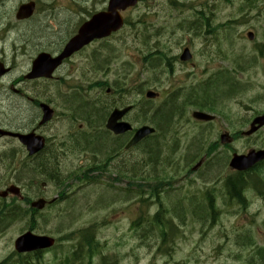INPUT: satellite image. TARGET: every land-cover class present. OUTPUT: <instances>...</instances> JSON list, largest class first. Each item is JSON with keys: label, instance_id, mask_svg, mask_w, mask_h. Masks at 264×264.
<instances>
[{"label": "rangeland", "instance_id": "1", "mask_svg": "<svg viewBox=\"0 0 264 264\" xmlns=\"http://www.w3.org/2000/svg\"><path fill=\"white\" fill-rule=\"evenodd\" d=\"M24 1L26 0H13L12 3H8L5 6L0 5V28L12 22L10 18L11 10L19 2ZM34 1L39 3L37 21L32 24L25 22L19 32L16 33L13 30L6 37L13 41L15 36L18 37V35L23 33V37H28H25L27 40L39 42V44L34 42L31 45L32 47L27 45L30 49L26 50L24 56H20L24 58V62L26 61V67L30 66L29 57L36 50L68 36L80 25V19L83 20L87 16L85 13L86 9L96 10L102 7L107 0ZM179 1L184 3L191 0ZM194 1L199 3V0ZM237 3V0L227 4L220 0H213V4L216 5L214 24L224 21L228 13L232 14L234 8L237 7ZM180 6L184 7L183 5ZM79 8L81 14L78 11ZM136 8L124 14V19L127 22L117 36L107 42H95L84 54L75 57L76 61L79 62L77 66L63 69L60 75L68 73L73 76L78 72L79 79L75 81L83 80L81 73L82 62L85 57L89 63L88 67L92 68V54L97 56L98 61L102 60L106 55L111 56L112 59L110 61H115L116 69L120 72L129 70L131 63L137 59L139 63L138 66L134 67L133 72L137 73L138 68L141 70V63L145 62L143 58H145L146 53L154 52L155 49L159 48L167 56L169 47H171V53H174L178 49L176 44L178 41L174 39L182 36H179L176 32H170V30L176 22L178 23V18H176L177 20L167 18L163 12L175 16L180 14L173 10L169 11L165 7L158 10L154 0H146ZM152 10L155 11V14L151 13ZM4 11L7 13L5 12L4 14ZM182 11H186V9H182ZM63 15L67 16L65 19L70 18V20L62 21ZM13 19L15 18L13 17ZM129 21H133L135 26ZM237 28L236 30V26L233 27L236 30L235 32L241 29L240 27ZM216 29L218 30V28ZM2 32L3 29L0 30V33ZM221 32L224 33L221 30L217 34L216 48L219 47L225 50V38L228 35L224 33L225 37H219V35H222ZM240 32L235 35L234 33L232 34L234 36L232 38L233 49L235 50L234 52L243 54L244 57L246 56L248 60L254 56V53H249V49L245 48L247 44H245L244 40L238 39ZM19 40L23 45L22 39ZM103 47L108 51L104 52L102 50ZM18 48L20 49V46ZM6 50H10V48ZM155 57L153 56V58ZM254 59V64L250 65L246 61L245 65L240 66L242 70L235 71L237 81L243 86V89L237 90L235 88V90H230L226 86L225 77L221 76L227 71L220 70L217 73L218 77L214 79L218 81L210 85L212 87L218 84L217 86L219 87L211 88V91L204 94L202 98L196 99L198 102H206L213 105L214 111L223 112V115H226V119L220 118V120H215L214 123L196 124V122L184 123L183 118L180 122L174 123L180 119L181 108L180 111L172 113V121L170 120L172 124H170L171 122L166 125L161 124L165 132L160 131V129L162 130L160 125H153L160 131L156 138L150 137L148 141L146 140L142 144L128 150H124L123 146L117 149V152L119 151L125 158L129 156L131 166L126 165V169L123 164L116 162V152L108 153V148L114 144L118 145L117 141L119 140L115 138L114 140L111 134L107 133V129H101L97 135L101 136L103 134L108 140L102 139L98 141L95 136H89V134L95 133L94 129H91V125L95 128L98 127L100 124L99 119H96L91 125L87 124L89 131L50 134L54 130H77L81 120L85 121L89 115L94 116L93 113L95 111V116L101 118V113L100 115L98 113L102 110V106H87L78 97L64 100L65 94L69 92L65 82H45L43 87L38 82L29 81L27 92L30 100L34 94L47 98L51 103L59 102L62 99L63 104L71 103L75 107L73 108L69 104L70 108L66 107V109L72 113L77 111V119H80L70 122L57 112L50 124L39 128L36 117L38 113L40 114V111L33 106V99L30 101L29 107H26L21 100L19 101L15 95L11 94L9 85L11 80L6 81L5 85L0 83V125L4 126L3 128L10 129L9 127H13L14 129L27 124L26 128L28 130L37 127L35 132L38 134H45L51 138L56 136L58 141L65 138L70 142V146L66 147L67 153H69L70 149L81 146L85 154H82V156L78 155V159L73 161L68 159L59 164L64 167L63 173L65 174L68 171L79 176L92 171L87 177H82L80 182L74 181L76 185H74L73 191L69 192L68 197L65 198V202L62 199H57L58 201H56L55 205L42 211H35L33 216H31L32 214H25L21 217L16 216V218H19L17 220L13 219L8 223L4 222V225L0 226V261L13 255L14 239L31 224H33L32 228H35L34 230L37 233L50 234L57 238L59 237L58 235L63 236L64 233H68L66 238L69 242L58 240L61 248L44 254L41 259L44 264H233L228 253L238 254V251H240L236 243L239 240L238 237H242L246 244V240L253 239L259 246L264 247V200L249 188L245 193L248 201L247 206L244 202L243 205H240L229 199L227 201L230 203L222 201L223 196L224 198L227 197L225 196L226 190L222 191L223 183L229 174L234 173L228 167L231 155L234 152L246 153L250 148L264 147V128L261 132L252 136L240 135V132L248 129L249 122L254 118L248 117V113H250L248 110L252 109L248 103L255 100L253 106L256 109H262L264 106L263 92L259 96L260 98L251 99L252 94H258L259 90L255 89L252 93L245 86V82L250 85H255V83L259 82L262 87L264 85V82H262L264 75L261 72V67L264 65V57H254ZM225 61L212 60L207 55L197 56L193 63L182 70L180 69L177 74H175L177 71L171 69L173 67L171 65L170 67L167 66L169 67L168 71L161 73L157 78L158 71H162L160 67H157L153 72L140 73L137 80L140 83L148 82L149 84L146 86L153 89L170 92L173 88L172 85L183 84L190 79L200 77L207 71L211 75L213 74L211 72H215L219 67H227ZM202 69H206V71L203 73ZM95 80H99V77L94 78ZM69 83L73 85L71 81ZM38 85H40L43 94L32 89V86ZM154 85L156 87H153ZM225 90L228 93H224ZM88 93L98 94L97 88L93 87ZM125 94L123 97L122 95L116 97L119 104L132 102L138 98L136 92ZM234 99L238 100V103ZM160 104L148 101L144 102V105L147 106V108H144L148 109L147 114L150 115L157 110L155 107ZM53 106L55 105L53 104ZM224 129L228 130L230 134L234 133L233 135L231 134L233 140L227 144L219 141V134ZM235 132L239 133V135ZM130 136L131 133H128V137ZM175 137L178 140L177 147L174 146ZM80 138L88 141L97 140L95 142L97 144L87 148L86 141H83L82 145L75 141ZM151 138H154V140L151 141ZM53 140L52 142H54ZM149 142L150 144L143 148ZM163 143L167 144L164 145ZM19 146V143H15L8 138L0 140V156L2 157V160H0V189L6 187L7 180L10 178L8 169L5 166L10 161H15L14 157L11 160L6 155L9 150L15 149L14 154L17 156L20 153H18ZM150 147H156L155 150L158 152L151 153L149 151ZM55 150V153L59 151ZM100 153L105 155L101 158ZM95 154H99V156L97 157ZM20 156L22 158L24 154L21 153ZM92 157L97 162L105 163L108 161L111 165L109 169H113V173H109L107 170H103L102 173V170L96 172L95 168L97 166L95 162L93 161L91 164ZM199 159H203L201 166L198 167L197 171L190 172L191 167ZM26 162L24 160V163ZM45 162L46 164L43 162L42 167L47 173L53 172L54 177L62 178L63 174H60L56 167L52 165L54 164V159L50 164L46 160ZM80 165L82 168L79 167ZM32 166L26 168L32 169ZM95 173H100L97 176L98 179L92 177ZM32 174L36 175L35 172H32ZM243 175L245 176V174ZM216 180L218 181L216 182ZM209 186L218 187L216 189L218 191L211 195L212 208L214 206L218 208L215 216L212 208L209 207L210 201L204 196V192L196 194L200 188L203 189ZM54 187V184L47 182L44 189L37 185L30 192L34 190L35 192H41L46 197L49 195L48 198H52L57 194ZM78 187L79 189H76ZM128 187L132 189L129 191ZM261 190L264 191V188ZM159 192V197H156ZM99 195L108 196L109 198L105 199L100 206L92 207L95 201H98ZM150 196L154 198L151 200ZM141 198L144 200H141ZM22 205L24 206L25 204ZM140 206L149 213L151 219H154L155 214L160 212L158 220L167 225V227L165 226V237L160 232L157 233V230L149 234L153 240L155 239L154 241L149 242L147 236L141 237L140 230L142 227L138 231L134 222L138 219L140 221L143 220L141 216L148 217V214L142 213L138 208ZM175 206L176 208L174 209ZM207 211H209V214ZM34 216L37 217L36 220L32 219ZM87 228H91V231L94 232L95 240L99 242V251L92 257L83 252L75 258L73 252L82 239L81 232L83 231L86 234L90 232ZM247 229L248 231H246ZM244 232L246 235H244ZM166 245L169 246V253H165ZM160 247L161 250L157 252ZM245 248L249 250L250 245H245ZM246 258L236 260L234 264H252V262L248 263ZM262 263L263 260L254 259V264Z\"/></svg>", "mask_w": 264, "mask_h": 264}, {"label": "flooded vegetation", "instance_id": "2", "mask_svg": "<svg viewBox=\"0 0 264 264\" xmlns=\"http://www.w3.org/2000/svg\"><path fill=\"white\" fill-rule=\"evenodd\" d=\"M12 1L13 0H0V5L5 6L7 3L9 4L12 3ZM144 1L146 0H143V2ZM157 1L159 2L157 3ZM212 1L213 0H199L198 1L199 3H197L196 1L191 0V2L181 3L179 0H161V1L154 0V4L155 5L157 4L158 10H160V8L162 7H165L169 11L173 10L177 12L178 14H180L179 16H175L169 13L165 14L163 12L164 16L167 18H171V19L178 18V23L176 22V24L172 26L171 30H175V28H177V30L180 31V36H182L181 38L174 39L178 41V43H176L178 45V49L174 53H171L170 51L171 47H169L170 52H168L167 54L168 56L164 55L163 57V55H161L162 52H158L156 54L157 58L163 57V62L165 65L170 66L173 63H179L181 53L185 48H187L189 52L192 54V60L197 56L207 55L212 60L226 59L228 61V64H231L232 66H234L235 64L239 66L245 65L246 61L248 64L252 65L255 62L254 57H264V0H237L238 7L234 9L233 13L232 14L228 13L227 19L219 23H216V24H214V21H213L215 18L214 17V14H215L214 5L211 6L209 4ZM227 1H231V0H227ZM21 3L22 2H19L18 5L15 7L12 6L13 7V9L11 10L12 13H10L11 14L10 18L12 22H10V24L8 25H4V27L1 26L2 28H0V30L3 29V32L0 33V72H2V75L0 76V83L4 84L6 81L11 80L9 84L11 94L13 96L15 95L19 99V101L21 100L26 105V107H29V103L32 99H33L32 101L33 106L38 108L39 111H40L39 106L41 102H44L51 107L54 104L55 105L53 106L54 112L60 113L64 117V119L69 120L70 122L80 120V119H77V115H78L77 111L75 113H72L66 109V107H69V104L71 103L63 104L62 99H60L59 102L51 103L47 98H43L42 96H39L36 94H34L33 98L30 100V96L28 95V92H27V89L29 87V84H28L29 81L38 82L43 87H44L43 83L47 81H51V80L65 82L66 86L69 88V92L65 94L66 96L64 100H68L69 98L75 99L76 97H78L86 105L99 106V107L102 106V110H100L99 112L101 113V118H97L96 116L89 115V117L85 119V121L89 125H91V123L94 122L96 119H99L100 124L102 125L105 122V119L109 115L110 111L113 108L121 105L118 103L116 99L118 94L116 92H113L112 95H109L108 93H106V89L109 86H113L114 87L113 89H117V90L122 89L124 84L134 79V76H131V74H133V70L131 72L130 70H127L126 73L124 74L123 72H120L118 71V69H116L115 61H110L112 59L111 56L106 55L101 60V64H99L100 61L98 62L96 61L97 56L95 54H92L91 56H92V64H93L92 68L93 69L88 67L89 63L87 62L85 57H84V61L82 62L83 67L81 69L82 70L81 73H82L83 80L75 81L79 79V76L77 75L78 72H76L75 75H73L75 76V78H73V76H71L68 73L64 75H60L63 69L77 66L79 62L76 61L75 57L84 54L86 50H88L91 47V45H93L95 42H98L97 40V41H92L90 44L86 45V47L74 52V54L62 60L61 65L55 69L56 71L55 75L54 77L51 78V80L42 79V78L35 79V80H28L27 71L28 69H30L32 62L34 61L33 59L38 55V53L42 51H46L49 54H51V56L53 57L59 55L62 52V49L64 48L63 45L66 43L67 40H69L73 36V34L70 33L68 36L63 37L61 40L52 42L50 45L39 48L38 50H36L35 48H31L33 50L35 49L36 51L33 54V50H32L33 55L29 57L30 66L26 67L25 66L26 61L24 62L23 61L24 58H21V57L25 55L26 50L30 49L27 47V45L32 47L31 45L34 44V42H36L37 44H39V42L33 41V40H27L26 38L28 37L26 36H25L26 38L23 37V33L18 35V37L15 36L13 41H10L9 38H6L8 37V35H10L11 31L13 30H15L16 33L19 32V29L22 28L23 26L22 24H25V22H29V24H32L38 19V13H37L38 10L34 11L33 12L34 14L30 18H27L25 20L16 19L15 12L17 8L21 5ZM180 5H183L184 7L182 8ZM182 9H186V11H182ZM5 12L6 11H4V14ZM93 12L94 10L93 11L87 10V9L85 10V13L87 15H91ZM13 17L15 19H13ZM66 17H67L66 15H63L62 21L66 22L70 20V18L65 19ZM234 26H236V30L238 29L237 27H240L241 28L240 30H242L240 32V36L238 37V39L244 40L245 44H247L245 48L249 49L250 51L249 53H254V56L249 58L248 60L246 56L244 57L243 54L234 52L235 50L233 49V40H232L234 36H232V34L234 33L235 35L236 33H238V32H235V30L233 29ZM216 28H218V30ZM220 29L223 30V32L228 35V37L225 38V50H222L219 47L216 48L217 34L221 31ZM200 31L202 32L200 33ZM224 33H222V35H219V37H225ZM19 39H22V41L24 42L23 45L21 44ZM107 41L109 40H106V39L101 40V42H107ZM17 45L20 46L21 51H19L20 49L18 48ZM8 48H10V50H6ZM218 49L224 52L218 51ZM102 50L104 52L108 51L105 47H103ZM147 56H149L152 62L155 60V58H153V56H155V53H149ZM135 61L137 64L138 60L136 59ZM152 64H153L154 69L159 67V66H156V64L154 63ZM130 68H133V64H131ZM261 71L264 75V65L261 67ZM161 73L162 71L161 72L158 71L156 77L159 76ZM225 75L227 76V78H225V81L230 83V86L228 87L230 88V90L232 89L235 90V88L237 90L243 89V86L240 85L235 80L234 75H232L229 72H227ZM97 77H100L99 79L100 86L97 89L98 94H92V93L89 94L88 91L92 89L91 85L93 84L94 78H97ZM216 78L217 77L215 76L214 78L209 77L206 82L203 81L204 85H200L199 83H197L194 89L178 88L173 97L175 101H173L174 103L172 104V107H169L171 109L169 111L165 109L164 112L162 113L167 112L169 115H171L172 113L180 111L181 108H184V106L187 105L186 103L194 102L196 101L197 98H202L204 94L211 91L210 85L212 83H215V81H218V80H214ZM69 81H71L73 85H70ZM76 83H79L81 87L85 88L87 95L83 96V95L77 94ZM40 85L32 86V89L37 90L39 93L41 92L43 94V91ZM93 86L98 87V83H94ZM246 89L248 90L247 87ZM118 92L122 94V92L120 91ZM224 93H228V91L225 90ZM263 98H264V92H263ZM234 100L236 103H238V100L236 99ZM254 102L255 100H253L250 103V107L252 109L248 110L250 112L248 113V117H256L257 115L264 113V106L262 110H260V112L255 111L254 106H253ZM197 103L201 105L208 104L206 102H197ZM166 105L167 104H164L161 107H164ZM210 106L213 107V105H210ZM71 107L75 108L72 104H71ZM161 107L157 112L153 114L154 116L153 120L155 121L156 125L163 124L162 120L161 121L157 120V116H158L157 113H160V111L162 110ZM144 111H148V109H145ZM214 112H216L219 118L221 117L222 119L221 115H223V112L221 111L220 112L214 111ZM40 117H41V111H40V114L38 113L36 120H39ZM155 118L157 121L155 120ZM125 119L126 120L130 119L129 114L126 115ZM214 120L208 121V122L196 121V124L197 122L205 123V124L214 123L215 122ZM85 121L81 120V123L78 125L77 130H71L67 128L70 131H67V130L64 131L62 129L54 130L50 132V134L77 132V131H89L90 129L88 128V125ZM177 121L178 122L181 121V116H180V119H178ZM177 121H175V123H177ZM50 123L51 122L45 123L41 125V127H44ZM100 124L96 128L91 125V129H94L95 131L94 133L95 135H92V136L97 137L98 141L102 139L108 140V138L104 136L103 134L101 136L97 135L98 133H100V130L102 129ZM170 124H172V122ZM37 126L41 128L38 125V122H37ZM26 127H27V124L21 125L20 127L14 128V129L13 127H9V128L13 130L14 132H18V131L19 132H28V131L30 132L32 128L28 130ZM36 129L37 127L33 128L32 130H36ZM107 133H110L113 139L115 138L119 140L117 141L118 145L114 144L113 146H110L108 148V153L116 152L117 153L116 162H118L119 164H123L125 169H126V165L131 166L130 161H129V156L125 158L124 155L120 154L119 151L117 152V149L120 148L122 144L124 145V143L128 142V138H129L128 133L125 132L124 134L114 135L112 134V132H109V130L107 131ZM45 139H46V142H45L46 144L42 148V151L37 152L34 155L28 156L25 150L22 149L19 151L20 153L17 154V156L15 155V161H17L15 171L18 170L17 168L20 165L31 167L32 165H36V163L39 160H43L45 164H46L45 162L46 160L47 163L50 164L54 159V164H52L54 165L53 167H56V169L60 172V174H63L62 178L54 177L53 172L47 173L43 167L42 169H38V171L35 172L36 175H34L32 174V172L35 171V168H34L35 166H32L33 170L29 177L24 178L23 176H21V179H24L18 182V183L23 184L24 187H21V188H28V187L32 188L33 186L38 185L40 183L39 185L41 186V189H44L47 182H50L55 185L54 188H55V191H57V194L54 196L53 199H49L48 198L49 195H47L46 197L42 195L41 192H37L41 198L46 199L47 204L43 210H45L48 207L53 206L57 199H62V201L65 202V198L68 197L69 192L73 191L74 185H76V183L74 184V181H76V178L74 177L75 174H73L72 172H68V171L64 174L63 173L64 167L63 166L61 167V165L59 164L63 163L64 160L67 161L68 159L73 161L75 159H78V155L82 156V154L83 155L85 154L81 146H78L77 148H74V149H70L69 153L67 152L65 153L64 151H66V147L70 146L69 140L65 138L58 141L56 136L51 138L45 135ZM82 139L83 138H80L75 141L78 142ZM52 140L54 142H52ZM86 142H87L86 144L87 148H90V146H95L97 144L95 143L97 142V140L95 141L87 140ZM55 149L59 151L55 153L56 151ZM155 152L157 153L158 151L155 150ZM21 153L24 154V157L22 158L20 156ZM96 155L97 157L99 156V154H95V156ZM103 155L105 154L100 153L101 158L103 157ZM0 160H2L1 156H0ZM24 160H26L27 162L24 163ZM93 161L95 162V165L97 166L95 168L96 172H99V170H102L101 172H103V170H107L108 172L113 171V169H109L111 165L109 164L108 161H106L105 163L97 162L92 157L91 164L93 163ZM79 167L82 168L81 165ZM91 173L92 171L89 173L80 175V176L81 178L84 176L87 177ZM39 179H42V180L45 179L46 181L43 180L42 182V181H39ZM76 189H79V187ZM24 198L21 200L24 201ZM35 211H39V210L35 208L29 209V213L31 214H33Z\"/></svg>", "mask_w": 264, "mask_h": 264}, {"label": "water", "instance_id": "3", "mask_svg": "<svg viewBox=\"0 0 264 264\" xmlns=\"http://www.w3.org/2000/svg\"><path fill=\"white\" fill-rule=\"evenodd\" d=\"M137 0H110L108 4L107 12H98L96 15L92 16V18L83 24L77 34L65 45V49L62 51V54L55 59H51L47 54H40L35 59L32 65V69L28 75L29 78H36L39 76L50 77L51 71L54 67L59 64L62 60V57L68 56L81 48L87 42L92 39H97L101 37H105L109 35V32L112 30H116L121 27L122 20L119 15V10L124 9L125 7L132 5ZM33 3L24 4L18 10L17 18L23 19L31 14L33 10ZM189 54L185 51L182 55V59H188ZM149 96H154L153 92L149 91L147 93ZM44 110L43 121L48 120L51 116V111L45 105H42ZM121 112H113L110 116L111 118L108 120L107 128L114 129L115 132H122L125 129L129 128L127 124L117 123V119L120 118ZM208 118L211 116H207L204 113H195V116ZM264 125V115L257 117L251 124V127L248 131L245 132L246 135L251 134L258 128L259 126ZM154 129L151 127L143 126L140 128L134 137L129 142L128 146L133 145L140 140L144 135L149 134V132ZM0 134H4L0 131ZM21 141L27 145L28 150L34 152L40 149L43 144L41 138L34 137L30 134V136H20ZM264 159V150H249L246 155H237L234 154L232 160L230 162L231 168H235L237 170H246L257 163L259 160ZM8 192L13 193L15 195H19L18 189L15 186L9 187L6 191L0 192L1 197H5ZM38 202H33L34 206L42 207V204ZM15 249L18 252H28L34 251L35 249H43L49 247L53 244L54 240L48 236H39L33 235L30 232L23 233L21 236L15 239Z\"/></svg>", "mask_w": 264, "mask_h": 264}, {"label": "trees", "instance_id": "4", "mask_svg": "<svg viewBox=\"0 0 264 264\" xmlns=\"http://www.w3.org/2000/svg\"><path fill=\"white\" fill-rule=\"evenodd\" d=\"M96 61L98 62V58L97 57H96ZM100 62H101V60H100ZM217 85L216 86H212L211 88L219 87ZM226 86L229 87L230 86V83L227 82L226 83ZM173 100L174 99L172 97V99L169 100V102H168V104L166 106L161 107L162 110L160 111V113H157V115H158L157 116V120H160V121L162 120V123L164 125L170 123L172 114L170 112L169 113L171 115H169L167 112L166 113H162V112H164L165 109L168 110V111L171 109L169 107H172V104L174 103ZM87 106H90V105H87ZM90 107H92V106H90ZM89 111L90 110H88V112ZM90 113H91V111H90ZM161 113H162V115H161ZM93 114L95 116L96 111ZM98 115H100V113H98ZM160 127L162 128V130L160 129ZM160 127H159L160 131L165 132L164 129H163L164 127H162V125H160ZM160 131H158L156 133L157 135L150 136V137H156V136H158L159 133H160ZM96 139H98V138L96 137ZM151 141H152V139H151ZM150 142L149 143H146L145 144V147H147L150 144ZM155 148L156 147H150L149 151H151V153H155ZM43 162H44L43 160H39L36 163V166L34 167L35 168V171L34 172H37L38 169H42L43 168L42 167L43 164H44ZM10 165H11V163L9 164V166ZM32 170L33 169L26 168V166L25 167L24 166L20 167L19 172H18L19 177L20 176L29 177L31 175ZM246 174L250 175L251 177L254 176L250 171L249 172H246ZM254 177L255 178H250L252 180V183H254L253 184L254 188L256 189V191L258 193L263 194V196H264V191L261 190L262 188H264V177H259V176L258 177L254 176ZM226 182L228 184V195H230V197H233V198L237 197L238 200H243L242 195H241V191H242L243 188H245V186H247V183L244 182V175H243V173H235L234 175H229L227 177V181ZM141 200H144V199L141 198ZM209 207L212 208L211 201L209 202ZM2 208H4V209H2ZM175 208L176 207H174V209ZM139 209H140V211L142 213H147L148 214V217H145L144 215L141 216L143 218V220L140 221V219H138V220H136L134 222L135 223V226H137V228H138V231H139V228H141V227H147L148 228V230L146 229L145 232L143 230H140L141 237L142 236H144V237L147 236L148 237V241H152L153 239L151 238V235H149V234L152 233L155 229L158 230L157 233L160 232L164 236V234H163L164 231L161 228L163 226V223L158 220V217L160 215V212H157L155 214V218H154L155 220H154V219H151V216L149 215V213L146 210H143L142 206H140ZM212 210H213V208H212ZM207 212L209 214V211H207ZM18 214H19V209L16 206H13V205L10 206V204L9 205H6V204H4L3 200H0V226L1 225H4L3 224L4 222H7L8 223V222H10V220L15 219ZM166 227H167V225H166ZM173 234H174V232H173ZM166 246L167 247L165 248V253H169L168 252L169 246L168 245H166ZM160 250H161V247H160V249H157V251H160ZM251 254H252L251 255L252 257L249 260L250 263L252 262V264H254V259L255 258H258L261 261L263 260V263L262 264H264V251L261 250V251H258L256 253H251ZM0 264H25V262L24 261L22 262V260H18V261H12L11 260L10 261L8 259H5V260L1 261ZM37 264H39V263H37Z\"/></svg>", "mask_w": 264, "mask_h": 264}, {"label": "bare ground", "instance_id": "5", "mask_svg": "<svg viewBox=\"0 0 264 264\" xmlns=\"http://www.w3.org/2000/svg\"><path fill=\"white\" fill-rule=\"evenodd\" d=\"M223 60H226V59H223ZM151 61V59L149 58V56H147L146 57V59H145V63H147V62H150ZM227 61V60H226ZM148 64H152V63H148ZM124 72V71H123ZM226 73H224V74H222L221 76H224L225 78H227V76L225 75ZM86 122V121H85ZM99 122H100V120H99ZM87 123V122H86ZM88 124V123H87ZM89 125V124H88ZM166 134H168V132H166ZM90 135H95L94 133H92V134H89V136ZM173 136H175V135H173ZM157 137V136H156ZM155 137V138H156ZM150 139V138H149ZM152 140H154V138H151ZM83 141H87V140H81V141H78L79 142V145H82V143H83ZM178 140L176 139V137H175V144H174V146L175 147H177L178 146V142H177ZM138 144H142V143H138ZM164 145H166L167 143H163ZM170 144V143H169ZM137 146V145H136ZM145 147V145L143 146V148ZM213 147V146H212ZM217 147V146H216ZM211 148V147H210ZM65 153L67 152V150L66 151H64ZM18 153H19V151H18ZM202 155V154H201ZM102 173V172H101ZM109 173H113V171H110ZM124 173V172H123ZM100 173H98V174H93L92 175V177H96L97 179H98V175H99ZM124 176H125V174H123ZM239 175V174H238ZM236 178V177H235ZM233 180V179H232ZM229 181V180H228ZM240 181V180H239ZM240 187V186H239ZM238 187V188H239ZM163 188V187H162ZM130 189H132V188H129L128 187V190L130 191ZM129 191H127V193L129 194V195H131L130 193H129ZM111 196V195H110ZM109 197L108 196H101V195H99L98 196V201H95V204H93L92 205V207L94 206V207H97V206H100V204H103L102 202L105 200V199H108ZM243 200H237V203L238 204H240V205H243ZM176 207V206H175ZM31 214V213H30ZM31 216H33V214L31 215ZM32 219H34V220H36L37 219V217L36 216H34ZM33 223V222H32ZM148 230V228L147 227H142L141 228V230H143L144 232H145V230ZM136 234V233H135ZM155 240V239H154ZM154 240H152V241H154ZM149 242H151V241H149ZM147 246V245H146ZM155 246V245H154ZM246 251H249V250H246ZM25 264H28V262H25Z\"/></svg>", "mask_w": 264, "mask_h": 264}]
</instances>
